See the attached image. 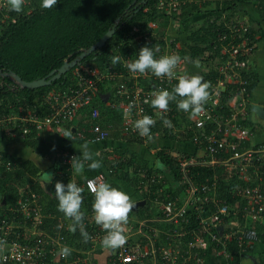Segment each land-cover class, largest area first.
Instances as JSON below:
<instances>
[{"label":"built area","instance_id":"obj_1","mask_svg":"<svg viewBox=\"0 0 264 264\" xmlns=\"http://www.w3.org/2000/svg\"><path fill=\"white\" fill-rule=\"evenodd\" d=\"M163 11H180L182 0H160ZM7 0H0V9H9ZM5 20L8 13H4ZM171 22V21H170ZM171 24V23H168ZM250 25L248 18L236 16L228 24L230 34L219 33V42H222L221 55L212 60V65L219 71L209 88L210 98L204 105V111L195 116L184 112L186 118L180 117V124L175 125L171 116H178L171 112V103L166 113L151 106V93L158 89H172L178 84V77L189 75L181 64L176 69V77L169 80L167 77H156L150 71L146 74L131 73L127 71L119 73V86L113 84L120 92L127 94V99H114L110 93L107 95L108 104L121 106L124 111L122 133L131 132L143 142L152 139L165 138V125L161 116L170 119L172 125L180 132L175 139L179 142L189 141L193 144L188 148H174L170 145L166 151L175 160L178 175H175L171 165L149 171L146 167H139L138 172L144 176L137 186L139 199H151V205L141 214H130L129 223L126 225V244L116 250L106 249L99 258L98 246L106 232L101 226L90 223L89 234L93 244L88 250L76 249L67 238L58 232L50 235L41 226L44 213L40 202H37V193H32L33 198L19 201L20 206H11L15 212L22 215L19 219L7 217L0 220V241H4V250L0 253V264H233L235 257L232 244L236 243L241 251H246L259 241L260 234L254 224L264 225V142L256 144H244L245 139H251L252 127H245L241 118L248 114L247 104L251 101L253 91L248 89V80L241 78V72L246 69L251 61L256 42L246 35ZM160 24L155 20H149L148 27L141 29L134 26L135 31L140 32L144 38V47L159 48L156 57L165 54H178L183 47L175 36H169V32H162ZM167 28V27H166ZM167 33V34H164ZM142 35V36H141ZM214 47L217 44L214 43ZM208 52V51H207ZM210 54L212 52H209ZM183 57V56H182ZM138 58V57H137ZM182 60V59H181ZM196 60H201L196 58ZM121 61L126 65L134 61L130 54L122 57ZM206 63V62H205ZM209 64L206 63V66ZM247 70V69H246ZM79 80L69 83L62 90L53 89L46 95L49 103V111L43 106L40 110L25 109L23 113H9L0 116V128L3 125L8 133L16 135L13 125L23 126L29 130L34 126L40 130L44 128L63 127L78 116L80 108L99 91L98 68L82 65V70L77 68L75 73ZM205 79V78H204ZM209 82V81H208ZM19 82L12 85L18 88ZM227 84H236L232 89L226 103H222V95ZM179 97H177V100ZM147 101V102H146ZM134 105L129 108V105ZM229 105L233 110L222 111ZM43 108V109H42ZM23 109V108H22ZM127 112V116H125ZM239 114H243L239 116ZM144 115L152 116L156 125L151 129L152 139L142 137L134 128L137 119ZM100 116L99 107L92 110V117ZM247 117V116H246ZM249 122V120L247 119ZM12 123V124H11ZM172 126V127H173ZM92 141L102 140L109 136L110 131L94 121L91 125ZM83 133V132H82ZM189 134L188 139L185 138ZM182 138L180 140V138ZM167 139V138H165ZM164 146H159V150ZM156 152V153H157ZM75 151L65 148L57 150L61 163H70L76 156ZM111 157H119L115 149H108ZM0 163L10 167L11 160L4 161L0 156ZM223 168L227 173H237L238 184L231 189L236 201L228 200L220 190L219 174L215 171L212 178L201 180L192 171L193 167ZM251 167H253L251 169ZM161 170H158V169ZM102 176L108 182V168L98 171L77 183L85 191L82 195H92L88 189V181ZM94 199L87 203L84 201L82 211L85 212L84 225H89L88 218L94 219L92 205ZM146 205V204H145ZM144 205V206H145ZM58 226L69 228L71 220L58 217ZM60 230V229H59ZM67 245L71 254L67 258L58 255L60 249ZM92 250V252H90ZM74 251V252H73ZM100 254V255H101Z\"/></svg>","mask_w":264,"mask_h":264},{"label":"trees","instance_id":"obj_2","mask_svg":"<svg viewBox=\"0 0 264 264\" xmlns=\"http://www.w3.org/2000/svg\"><path fill=\"white\" fill-rule=\"evenodd\" d=\"M221 1L226 2L227 7H221ZM159 2L160 0H58L56 7L44 9L41 7L42 0H26L22 13L18 14L11 11L10 8L0 9V116L11 112L23 113L24 108L39 111L41 106L45 107L48 112L49 103L46 100V95L53 89H64L69 83L75 85L79 80L75 74L77 68L82 70V65H88L92 68H98L99 75L102 76L97 82L99 91L79 110L84 115L82 121L86 118L83 123L88 126L91 122L93 123L96 118L92 117V110L97 106L100 109V116L97 121L104 125L118 127L122 132L124 111L119 104H108L107 95L104 93H110L114 99L126 100L128 98L127 94L120 92L118 88H113V84L119 86V73L127 71V67L121 60L113 65L111 58L112 56L122 58L128 54L131 55L133 60L138 57L141 46H143V44L140 45V42H143L144 38L140 37L139 31L134 30V26L144 29L148 27L149 20H155L160 24L159 29L165 32V24H168L170 20L173 23L177 22L178 19L179 23H182L183 20L184 22L188 21V16L195 13V11H206L204 10L206 8L209 11H218L217 14H211L215 18L209 16L200 26L192 25V28L188 29V37L185 41L191 52L190 55L188 54L191 60L198 57L206 63L209 62L202 76L212 84L214 82L211 81L216 78L219 72L212 65V60L221 55L222 42H219V33L227 32L230 34L228 24L232 22L234 17L244 14L243 12H247L251 16V12L247 7H244V4L257 6L256 9L260 19L264 21V0H186L181 5L179 12L177 10L163 11ZM212 5H215L214 9H212ZM4 13H8V16L5 20H1L2 17H5ZM112 27L116 28L115 32L105 44L100 47L97 46L85 56H80L84 50L95 44ZM163 27L164 29H162ZM258 32V28L251 22L246 30V35L257 43L259 41V38L256 37ZM214 43L217 44L216 48ZM76 58H78L76 64L71 66L66 73H63L50 84L39 87H23L17 83L18 88H12V85L18 81L6 74L7 71H15L27 80L45 76L50 77V72L53 69H58L66 60L73 61ZM246 69L241 72V78H246L249 91H254L258 85L260 74L253 56ZM191 71V67L188 68L187 66L186 72L193 75ZM236 86V84H227L223 91L222 103L227 102L228 95ZM248 105L249 102L247 104V117L241 118V123L245 127H251L252 125L247 123L250 111ZM171 106V112L178 115L171 116V118L175 125H179L180 117L186 118V116L182 110L177 108L176 102L171 103ZM229 110H233V108L228 104L222 108L224 112ZM40 112L44 114L45 111L40 110ZM242 115L239 114V116ZM73 122L74 120L63 125V127L66 130H73ZM16 124L13 125L16 135L8 133L5 128H2L3 125L0 128V156L2 160H11L13 163V166L10 167L0 163V220L3 217H7V221L12 218L19 219L22 215L19 211L15 212L10 207L18 206V204L20 206V200L22 202L28 197L32 199V193H37V202H40L44 213L41 226L50 235H57L58 232H61L76 249L89 251L93 240L90 239L88 242H84L79 228L72 232L66 226H58V217L69 219L58 210V201L54 195L55 184L59 181L67 185L71 179H74L71 175L72 171H70L71 164L69 162L61 163L58 156L55 155L57 146L41 137L39 135L40 129L30 126L29 130L25 131L23 126ZM75 132L73 130V133ZM165 133L166 136L164 137L170 140L176 139L180 135L175 126H165ZM21 134H24V141L32 145L35 150L48 155L53 160L51 164L54 171L53 185L42 182L41 174L44 171L41 165L32 158L16 156L15 151L10 148V143L18 139L17 137H21ZM125 137L132 141L140 140L133 132L125 135ZM188 137L189 134L185 136L187 139ZM78 140L83 141L84 139L79 138ZM243 141L244 144L245 142L250 143L248 139ZM68 150L74 151L73 149ZM117 151L119 157H111V160H108L111 163L107 167L109 171L108 183L112 186L124 191L119 181L116 182L115 180L123 179L137 188L144 178L138 172V168L145 166L149 171L155 170L149 166V160L141 158L138 153L128 152L123 148ZM76 156L79 157L81 154L76 153ZM156 156L166 165L170 164L175 175H178V167L175 160L166 151V147L159 150ZM102 170L105 169L102 167L97 170L89 169L87 176ZM192 171L201 180L211 179L215 171L218 172L220 190L224 197L233 202L238 199L233 198L231 195L232 187L238 184L237 177L239 178V176H237V173H227L223 168L209 166L193 167ZM79 178L80 176L77 175V180ZM83 198L87 203V201L90 202L94 199V195L86 194V197ZM151 203L148 196L146 205L133 210L131 214L143 213ZM87 220H89V225H84V228L89 233L90 223L94 219L87 217ZM254 226L258 228L260 238L264 241V225L256 223ZM105 250L100 243L98 253L103 254ZM232 251L235 260H240L244 255H249L255 257V262L251 261V264H264V251L258 249V241L255 245L249 246L246 251H241L240 247L233 243Z\"/></svg>","mask_w":264,"mask_h":264},{"label":"clouds","instance_id":"obj_3","mask_svg":"<svg viewBox=\"0 0 264 264\" xmlns=\"http://www.w3.org/2000/svg\"><path fill=\"white\" fill-rule=\"evenodd\" d=\"M25 3L26 0H7L10 10L18 14L23 12ZM57 3L58 0H42L41 7L51 9L56 7ZM158 51V47L154 49L153 47L145 45L140 49L138 58L127 63L126 67L134 74L139 73L143 75L150 71L156 77H167L169 80H172L176 77V69L181 64V57L173 53L170 55L165 54L157 58L156 52ZM183 59L199 66L198 60H191L188 56H185ZM120 60V56H112L111 58L113 65L119 63ZM210 87V82L206 81L199 74L181 75L178 77V84L172 91L158 89L151 93V106L159 110L160 113H166L169 110L170 102H176L179 110L195 117L204 111V105L210 98ZM177 97H179L178 100ZM133 106L130 104L129 108ZM127 114L125 112V116ZM161 119L166 127L173 126L170 119L164 118L163 116H161ZM155 125L156 120L152 116L144 115L135 121L134 128L142 137L152 139L151 129ZM63 137L73 140V130H66ZM80 151L82 152L81 156H73L71 158V166L75 174H82L86 164L90 170H97L102 167V161L94 158L100 154L98 152L93 153L89 149V142H85L81 146ZM157 167L163 168L164 165L157 161ZM47 175L50 177L48 183H51L52 177L49 174ZM88 189L94 195L92 210L94 212L95 223L101 226L106 232L102 240V246L110 250L123 247L128 239L126 225L129 223L130 214L137 206L136 201L125 191L106 182L102 176H97L94 180L88 181ZM84 191L85 189L83 187L79 186L74 179H71L67 185L57 181L54 195L58 201V210L72 221L69 225V230L75 232L79 228L84 242H88L92 237L85 230L83 224L85 212L82 211L84 201L82 194ZM4 244V241H0V253L4 250ZM70 254L71 249L67 245L63 246L58 253L63 258H67Z\"/></svg>","mask_w":264,"mask_h":264},{"label":"crops","instance_id":"obj_4","mask_svg":"<svg viewBox=\"0 0 264 264\" xmlns=\"http://www.w3.org/2000/svg\"><path fill=\"white\" fill-rule=\"evenodd\" d=\"M182 1H183V3L186 2V0H182ZM222 6L227 7V3L224 1H221V7ZM244 7L248 8V10L251 12L252 17L249 16L247 12H243L244 14H241L240 16L248 18L250 23L253 22L259 30V32L256 35V37L259 38V41L256 43L257 47L254 50L253 58L256 62V66L258 67L257 70L260 74V78L258 81V85L256 86V88L253 91L252 99L248 105L250 111H249V117H248L249 122H247L248 124H251V123L253 124L252 129L254 132H253L252 138L248 139V141L250 142L249 144L253 145V144H256L259 142H264V119H263V113H264V35H262V34H264V21L260 19V15L256 9L257 6L255 7L251 4H244ZM214 8H215V5H212V9H214ZM204 10H206L207 12L206 11H195V13L189 15L188 21L184 22V20H183L182 23H179L177 26L178 27L177 30L174 32L171 31V30H173L172 27L170 30L169 24H165L166 32L168 31L170 33L169 36H175L176 39L178 40V42L182 43V45H183V47L180 48V50L177 52L178 55L182 59L181 60V66L184 68L185 71H186L187 66H188V68L191 67V70H192L191 72L193 73V75L199 74L201 76H202L203 71L206 68V63H205L206 61L198 60L199 66H196L191 61H186L183 58L185 56H188V54L189 55L191 54L189 48L185 44V41L188 37V29L192 28V25H196V27L200 26V25H198L201 23V22H199L200 20L203 19L204 21H206L208 19V17L211 16V14H217L218 13V11H212V10H211L212 11L211 12V11L207 10V8ZM211 17L215 18V16H213V15ZM170 21H169V23H170ZM174 29H176V27H174ZM260 29H261V31H260ZM164 34H167V33H164ZM190 62H191V64H189ZM83 118H84L83 113L79 112L78 117H76L74 119V122H73V128L74 129L73 130L76 132L74 133V139L73 140L63 137V135L66 131V129L64 127H54L53 129L52 128H44V129L39 131V135L41 137H44L46 140L52 142L53 144H55L57 146L55 149V153L57 152V150L59 148L66 147L68 149H73L78 154L80 153L82 155V152L80 151L81 146L85 142H89V149L93 153L98 152L100 154L98 157H94V158L102 161V168L103 169H107V167L109 166V163H110V161H108V160H111L110 155L108 153L109 148H112L113 150L115 149L116 151L118 149L123 148V149H126L128 152H136V153H138V155L141 158L149 160V166L156 165L157 161H159L157 156H156V152H157V148L160 145L164 146V147H168V146L172 145V146H174V148H178V149L179 148L180 149L181 148H184V149L188 148L189 150L193 149L192 148L193 144H191V142H189V141L179 142V141H176L175 139L170 140V139L160 138L158 140L152 139L148 142H143L140 140H133L132 141V140H129L125 137V134H123L120 131V128L112 127L110 125H104L103 123H101V125L105 128H108L110 131L109 136L105 139H102V140L92 141L89 139V137L93 134L92 130H91L92 122L88 126V125L83 123L84 120L86 119L85 118L82 121ZM97 119L98 118L94 119V121H97ZM98 122H100V121H98ZM23 135L21 137L20 136L17 137L18 139H16L14 142H11L9 145L10 148L13 151H15L16 156L22 157V158H32L39 165H41V168L44 171L41 174L42 182L44 184L48 183L50 177L47 174H49V175H51L52 180H51V183H48V184L53 185V182H54V173L53 172L54 171L51 168V164H52L53 160L48 155L40 153L39 151L35 150L32 145H29L26 141H24ZM79 138H82L84 140L80 141V140H78ZM245 144H247V142H245ZM249 144H247V145H249ZM55 155H57V154H55ZM141 167H145V166H141ZM70 171H72L71 175H72V177H74V180L77 183H79V182L83 181L85 177H87V172H89V168L87 166H85V170L82 174H75L72 170V167H70ZM77 175L80 176V178L78 180H77ZM115 180H116V182L119 181V184L123 187L124 191L127 194H129L134 201L136 199L141 198L137 188L135 186L131 185V183H129L123 179H119V180L115 179ZM83 197H84V195H83ZM258 249L261 251H264V241L262 239H260L258 241ZM101 256H102V254L101 255L99 254V258H101ZM244 256L241 257L240 260L236 259L233 262V264H245L246 262L244 261L245 260ZM250 259H251V257H250ZM251 261L252 260L249 261L250 262L249 264H251ZM211 263H212V261L209 262V264H211ZM221 263H223L221 260H217V264H221Z\"/></svg>","mask_w":264,"mask_h":264},{"label":"water","instance_id":"obj_5","mask_svg":"<svg viewBox=\"0 0 264 264\" xmlns=\"http://www.w3.org/2000/svg\"><path fill=\"white\" fill-rule=\"evenodd\" d=\"M115 27L110 28L108 31L105 32V34L90 48L87 50H84L80 56H85L87 53L91 52L93 49H95L97 46H102L105 44V42L113 35L115 32ZM111 31V32H110ZM79 58V57H78ZM78 58H76L73 61L66 60L58 69H53L50 72V77H41L36 78L33 80H27L24 79L20 74L16 73L15 71H7L6 74L17 80L23 87H39L42 85L50 84L53 80L56 78H59L63 73H66V71L73 65L76 64ZM74 129V128H73ZM137 203L136 208L134 210H137L140 206H144L146 203L145 199L135 200Z\"/></svg>","mask_w":264,"mask_h":264},{"label":"rangeland","instance_id":"obj_6","mask_svg":"<svg viewBox=\"0 0 264 264\" xmlns=\"http://www.w3.org/2000/svg\"><path fill=\"white\" fill-rule=\"evenodd\" d=\"M199 22H201V23H200V24H198V25H201V24H203V22H205V21L202 19V20H200ZM178 24H179V20H178V19H177V22H176V21H175V22H173V23L171 22V24H169V25H170V27H169V28H170V30H171V27H172V28H173V30H171V31H173V32H174V31H176V30H177V28H178V27H177V26H178ZM174 27H176V29H174ZM263 119H264V113H263ZM250 257H251V259H250ZM252 257H253V258H252ZM244 258H245V260H244V261L246 262L245 264H249V263H250V262H249L250 260H252L253 262L255 261V258H254V256L245 255V256H244Z\"/></svg>","mask_w":264,"mask_h":264}]
</instances>
